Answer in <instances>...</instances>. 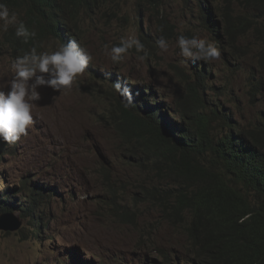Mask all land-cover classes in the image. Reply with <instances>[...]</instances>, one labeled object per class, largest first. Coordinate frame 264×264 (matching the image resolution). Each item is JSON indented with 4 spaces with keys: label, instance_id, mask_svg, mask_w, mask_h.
Instances as JSON below:
<instances>
[{
    "label": "rangeland",
    "instance_id": "374dc122",
    "mask_svg": "<svg viewBox=\"0 0 264 264\" xmlns=\"http://www.w3.org/2000/svg\"><path fill=\"white\" fill-rule=\"evenodd\" d=\"M149 1L117 0V16L87 18L85 29L79 31L83 50L93 57L85 72L71 90L39 88L34 124L20 138L15 155L0 153V200L8 191V203L17 206L12 214L22 224L16 232L0 230V264H183L191 254L185 229L170 228L150 206L141 213L133 207L135 184L147 178L132 172L129 145L114 128L119 111L110 80L115 76L127 86L152 87L169 112L193 85L204 100L201 112H231L235 120L246 123L253 110L243 93L244 73L238 70L245 71L247 64L226 62L222 55L212 61L182 57L176 44L179 35L210 37L177 0L151 6ZM4 32L0 27V38ZM132 37L144 45L146 59L140 60L144 53L131 49L113 63L110 49ZM160 38L168 42L167 51L158 47ZM59 47L50 42L42 50L51 53ZM6 49H0V90H7L14 76L15 57ZM6 145L0 141L4 151ZM30 190L52 198L30 209ZM124 214L134 215L135 223Z\"/></svg>",
    "mask_w": 264,
    "mask_h": 264
},
{
    "label": "trees",
    "instance_id": "16d2710c",
    "mask_svg": "<svg viewBox=\"0 0 264 264\" xmlns=\"http://www.w3.org/2000/svg\"><path fill=\"white\" fill-rule=\"evenodd\" d=\"M180 1L209 31L226 60H249L245 90L256 113L241 125L231 119L232 113L212 112L220 120V127L213 126L215 119L198 111L204 101L197 94L183 99L171 115L165 103L151 104L153 97L143 88H132L139 98L132 94V107H116L113 125L129 145L132 172L149 179L135 184L133 207L140 212L150 206L171 228L185 229L195 251L186 264H264V0ZM0 2L35 32L25 41L15 35L14 25L8 26L0 48L15 58L33 47L40 51L46 41L61 40L68 32L83 31L87 17L117 16V0ZM142 10L139 6L140 16ZM211 20L214 27L207 25ZM35 23L40 25L34 28ZM33 193V204L51 197ZM8 205L1 210L17 208ZM121 216L135 223L134 215Z\"/></svg>",
    "mask_w": 264,
    "mask_h": 264
},
{
    "label": "clouds",
    "instance_id": "9594fccd",
    "mask_svg": "<svg viewBox=\"0 0 264 264\" xmlns=\"http://www.w3.org/2000/svg\"><path fill=\"white\" fill-rule=\"evenodd\" d=\"M157 1H161V0H157ZM177 1L180 3L182 8L187 11L186 6L180 0ZM191 1H193L194 3H198V0H191ZM208 1L210 2L211 0ZM218 1L222 4L226 3L225 0H218ZM151 4L152 3L150 2V6ZM229 8L230 10L234 9L232 5H230ZM87 18L83 30L85 29ZM96 18H101V17H96ZM96 18L94 17L90 19L93 20ZM195 19L197 20V22H199V24L204 29V31L207 32L208 36L210 37V40L199 37L189 38L181 34L176 39V44L179 49V55L193 61L195 60L212 61L219 59L220 55H222V57L226 62L231 59L232 61L237 62L239 65H242L244 63L247 64V68L245 69V71L242 67H240L238 71L244 73L243 93L245 94L249 107L253 110V114L246 123H241L240 121L234 119L235 121L239 122L241 125L242 124L245 125L253 120L256 113V109L249 104L245 90L247 73L249 70V60H246L244 62H240L232 58L226 60L225 55L220 52L218 44L213 40L209 31L202 25V23L197 18ZM159 23L161 24L160 20ZM9 25H14L15 35L17 37L23 38L25 41H27L29 37H35V32L34 31L30 32L29 29L23 23V21H18L16 13L10 12L8 6L5 3L0 2V27H2L6 31ZM39 25L40 24L35 23L33 27L36 28ZM169 31L171 33V30ZM70 33L72 35L69 36L67 33L61 40H49L44 43V45L50 42H55L59 44L60 47L57 50L49 53L43 51L42 48L40 51H37V49L33 47L24 55L16 57L15 60L12 62L11 68L14 71V76L10 80L7 90H0V141L7 144L5 147L6 148L5 151L4 148H0V153L6 152L15 155V150L17 146L21 144L19 141L20 138L24 135H27L29 127L34 124V119L32 115L34 102H37L41 99L40 92L38 91V89L41 87H47L55 92L71 90L76 78L85 72L87 66L92 61L93 59L92 55L87 51L83 50L81 44L82 34L79 32L77 33L70 32ZM139 37L140 39L141 37L144 38L141 31H139ZM157 45L162 51H167L169 46L168 42L164 38H160L157 41ZM0 49L2 50L4 49V47H1ZM131 49H135L137 53H144V55H140L138 57L140 60L146 59L147 53L144 49V45L141 43V41L138 38L135 37L122 39L119 45L113 46L110 49L108 55L110 56V59L113 63H119L123 59V57L129 53ZM114 78L116 79L114 81L117 82L113 83L112 81V85L117 93L116 101L117 99L119 100L118 106L121 103L126 108L132 107L133 99H132L131 90H133L132 88H135V86L129 85L126 87L119 82L122 81L120 78H116L115 76H113L112 79ZM136 87L143 88L146 96L151 95L153 99L155 98L157 100V102L155 103L153 99L150 98L152 99L151 104L157 105L162 103L152 94V87H148L147 90L143 85L140 84L137 85ZM150 91L151 93L149 94L148 92ZM196 94L201 98L200 94L196 91L194 86L189 85L188 94L185 97H181L179 101H177L179 103L177 104L174 111L177 108H179L183 99L190 98L192 95H196ZM200 109L201 108H199L198 111H200ZM174 111L169 112L167 106V112L169 114L172 115ZM228 114H224V115H228ZM205 115L208 118H214V119L216 118L215 121L217 120V124L220 127V120L217 117H215L212 113L211 116H208L207 114ZM170 118L173 117L170 116ZM212 122L213 121L209 120L208 125L212 126ZM0 161H1V154H0ZM33 191L34 190H30L32 196L34 194ZM5 193H8V191H5ZM35 193H39V192H35ZM71 197L73 199H76V197L73 195ZM51 198L52 196L51 197L47 196L45 199L42 200H48ZM33 199H35L34 196ZM2 204L8 205V201L6 202L4 200ZM32 204L33 203H30V206ZM2 208H8V207L0 206L1 216L12 214L13 208H11L10 212L2 211L1 210ZM23 211H25L26 213L23 212L22 216L26 217L27 211L26 210ZM19 229L15 231H10V230H2V231L16 232ZM34 229L39 232L41 230V227L36 225L34 226ZM149 233L150 231H148V234ZM190 251L191 254L187 256V259L183 260L184 262L183 264L190 262L192 256L195 254V251L192 250L191 247H190ZM70 253H73V250H71ZM75 259L76 258H74V260ZM100 260H102V258ZM110 262L113 264H125V263H115L114 261H110Z\"/></svg>",
    "mask_w": 264,
    "mask_h": 264
},
{
    "label": "water",
    "instance_id": "95a60500",
    "mask_svg": "<svg viewBox=\"0 0 264 264\" xmlns=\"http://www.w3.org/2000/svg\"><path fill=\"white\" fill-rule=\"evenodd\" d=\"M8 193H5L7 195ZM3 200L8 201V196H2ZM21 222L18 219L14 218L13 214L0 215V230H10L15 231L19 229ZM65 264V263H64Z\"/></svg>",
    "mask_w": 264,
    "mask_h": 264
},
{
    "label": "bare ground",
    "instance_id": "6f19581e",
    "mask_svg": "<svg viewBox=\"0 0 264 264\" xmlns=\"http://www.w3.org/2000/svg\"><path fill=\"white\" fill-rule=\"evenodd\" d=\"M55 8V7H54ZM56 10V9H55ZM51 11H54V9H53V7L51 8ZM58 17V16H57ZM216 18L218 19V20H222V16H220L219 14L216 16ZM209 24H212V26L214 27L215 25H216V22H214L213 23V20H211V22H207V25H209ZM211 27V26H210ZM68 35L70 36V35H72L70 32H68ZM218 37H219V39L221 38V36H219V34H218ZM220 43H221V41H220ZM99 73V72H98ZM110 81H113V83H115V82H117V81H114V80H110ZM122 85H124V86H126L127 87V84H126V82H124V81H119ZM134 86H136V85H134ZM132 91V90H131ZM132 94H133V96H135L136 98H139L138 96H136V94L132 91ZM142 99L143 98H141V104H142ZM216 119V118H215ZM232 119H234L233 117H232ZM213 121V120H212ZM217 124V120L215 121V125ZM8 190H10V189H8ZM39 197L40 198H42L43 197V193H41V194H39ZM112 198V197H111ZM2 200V199H1ZM4 201V200H3Z\"/></svg>",
    "mask_w": 264,
    "mask_h": 264
}]
</instances>
